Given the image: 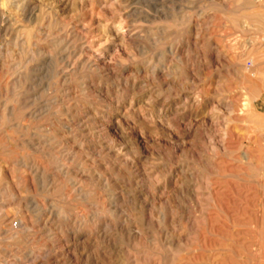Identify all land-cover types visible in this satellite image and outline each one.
<instances>
[{
  "label": "rangeland",
  "instance_id": "374dc122",
  "mask_svg": "<svg viewBox=\"0 0 264 264\" xmlns=\"http://www.w3.org/2000/svg\"><path fill=\"white\" fill-rule=\"evenodd\" d=\"M105 1L0 0V263L264 264V0Z\"/></svg>",
  "mask_w": 264,
  "mask_h": 264
},
{
  "label": "bare ground",
  "instance_id": "6f19581e",
  "mask_svg": "<svg viewBox=\"0 0 264 264\" xmlns=\"http://www.w3.org/2000/svg\"><path fill=\"white\" fill-rule=\"evenodd\" d=\"M90 1H91V0H90ZM106 1H107V0H106ZM106 1H105V2H106ZM131 1H132V0H131ZM151 1H152V0H151ZM123 2H124V1H123ZM125 2H127V0H126ZM244 2L246 3V1H244ZM86 3H88V1H87ZM245 3H244V4H245ZM106 4H107V3H106ZM122 4H123V3H122ZM109 6H110V5H109ZM120 6H121V5H120ZM246 6H247V5H246ZM87 7H88V6H87ZM247 7H248V6H247ZM250 8H251V7H250ZM250 8H249V9H250ZM102 9H103V8H102ZM34 12H35V10H34ZM134 12H135V11H134ZM134 12H133V13H134ZM30 14H31V13H30ZM32 15H33V14H32ZM103 15H104V14H103ZM97 20H98V19H97ZM125 20H126V19H125ZM124 23H125V22H124ZM122 28H123V27H122ZM125 28H126V26H125ZM125 28H124V29H125ZM118 29H119V28H118ZM67 30H68V29H67ZM146 31H147V30H146ZM127 32H128V30H127ZM134 32H135V31H134ZM76 33H77V32H76ZM124 33H125V32H124ZM129 33H130V32H129ZM137 33H138V32H137ZM70 34H71V33H70ZM70 34H69L68 37H70ZM125 34H126V33H125ZM132 34H133V33H132ZM127 35H128V34H127ZM75 36L78 37L77 35H75ZM133 36L135 37L136 35H133ZM137 36H138V35H137ZM140 36H142V35H140ZM195 36H196V35H195ZM68 37H67V38H68ZM73 37H74V36H73ZM121 37H122V36H121ZM26 38H27V37H26ZM58 38H59V37H58ZM67 38H66V40L63 39L64 41L61 39L63 42H62V43L59 42V46H58V47H61V45H62V44L64 45V43L67 44V43L69 42ZM70 38H71V37H70ZM70 38H69V39H70ZM126 38H127V37H126ZM131 38H132V37H131ZM162 38H163V37H162ZM71 39H72V38H71ZM71 39H70V40H71ZM77 39H78V38H77ZM83 39H84V38H83ZM139 39H140V38H139ZM57 40H60V39H57ZM61 40H60V41H61ZM78 40H79V39H78ZM86 40H87V39H86ZM91 40H92V39H91ZM91 40H90V41H91ZM131 40H135V39H131ZM136 40H137V39H136ZM136 40H135V41H136ZM76 41H77V40H76ZM87 41H88V40H87ZM70 42H71V41H70ZM70 42H69V43H70ZM73 42H75V41H73ZM83 42H84V41H83ZM129 42H130V41H129ZM86 43H87V42H86ZM133 43H134V42H133ZM139 43H140L141 45H143V44L141 43V40H140ZM60 44H61V45H60ZM71 44H72V43H71ZM81 44H82V42H81ZM134 44H135V43H134ZM134 44H133V45H134ZM69 45H70V44H69ZM82 45H83V44H82ZM85 45H86V44H85ZM89 45H90V44H89ZM138 45H139V44H138ZM74 46H75V45H74ZM77 46H78V45H77ZM93 46H94V45H93ZM134 46H135V45H134ZM139 46H140V45H139ZM54 47H55V46H54ZM80 47H81V46H80ZM87 47H88V46H87ZM63 48H64V47H63ZM84 48H85V47H84ZM138 48H139V47H138ZM67 49H68V48H67ZM71 49H72V47H71ZM74 49H75V48H74ZM79 49H80V48H79ZM81 49H83V48L81 47ZM95 49H96V48H95ZM134 49H136V48H134ZM56 50H59V49L57 48ZM56 50H55V51H56ZM62 50H63V49H62ZM85 50L89 51V50H91V49L88 50V48H87V49H85ZM204 50H205V49H204ZM87 51L85 52V54L89 55V54L87 53ZM92 51H93V50H92ZM29 52H30V51H29ZM29 52H28V53H29ZM42 52H44V51H42ZM63 52H64V51H63ZM66 52H68V51H66ZM83 52H84V51H83ZM94 52H96V50H94ZM99 52H100V51H99ZM54 53H55V52H53V53H51V54H54ZM68 53H70V51H69ZM72 53H73V52H72ZM76 53H77V52H76ZM90 53H91V52H90ZM92 53H93V52H92ZM92 53H91V54H92ZM59 54L61 55V53H59ZM70 54H71V53H70ZM79 54H80V52H79ZM82 54H83V53H82ZM96 54H98V53H96ZM68 55H69V54H68ZM68 55H67V56H68ZM63 56H64V55H63ZM98 56H99V55H98ZM98 56H97V57H98ZM54 57H57V56H54ZM58 57H59V56H58ZM58 57H57V58H58ZM68 57H69V56H68ZM49 58H50V56H49ZM66 58H67V57H66ZM51 59H52V58H51ZM55 59H56V58H55ZM59 59H60V58H59ZM68 59H69V58H68ZM99 59H100V58H99ZM99 59H98V60H99ZM218 59H219V58H218ZM53 60H54V58H53ZM57 60H58V59H57ZM87 60H88V59H87ZM100 60H101V59H100ZM195 60H196V59H195ZM93 61H94V60H93ZM235 62H236V61H235ZM81 63H82V62H81ZM83 63H84V62H83ZM83 63H82V64H83ZM95 63H96V61H95ZM101 63H102V62H101ZM82 64H81V65H82ZM97 64H98V63H97ZM140 64H141V63H140ZM100 65H101V64H100ZM102 65H103V64H102ZM251 65H252V64H251ZM89 66H90V64H89ZM94 66H95V65H94ZM195 66H196V65H195ZM97 69H98V68H97ZM99 71H100V69H99ZM47 72H48V71H47ZM112 72H113V71H112ZM135 72H136V71H135ZM188 72H189V71H188ZM198 72H199V71H198ZM104 73H105V72H104ZM104 73H103V74H104ZM178 73H179V72H178ZM28 74H29V72H28ZM68 74H69V73H68ZM146 74H147V73H146ZM116 75H117V74H116ZM116 75H115V76H116ZM157 75H158V74H157ZM109 76H110V75H109ZM161 76H162V75H161ZM169 76H170V75H169ZM32 77H33V76H32ZM52 77H53V76H52ZM82 77H83V76H82ZM195 77H196V76H195ZM63 78H64V77H63ZM84 78H85V77H84ZM112 78H113V77H112ZM34 79H35V78H34ZM78 79H80V78H78ZM263 79H264V78H263ZM63 80H64V79H63ZM80 80H81V79H80ZM83 80H84V79H83ZM83 80H81V81H82V82H81V86H82ZM113 80H114V79H113ZM113 80H112V81H113ZM191 80H192V79H191ZM126 81H127V80H126ZM85 82H86V78H85ZM100 83H101V81H100ZM87 85H88V84H87ZM202 89H203V88H202ZM105 90H106V89H105ZM100 91H101V89H100ZM104 94H105V93H104ZM33 98H34V97H33ZM61 99H62V97H61ZM107 106H108V104H107ZM65 110H66V109H65ZM39 111H40V110H39ZM74 112H75V111H74ZM78 113H79V112H78ZM78 113H77V114H78ZM80 116H81V115H80ZM101 118H102V117H101ZM66 121H67V120H66ZM89 123H90V122H89ZM71 128H72V127H71ZM106 128H107V127H106ZM89 131H90V130H89ZM91 131H92V130H91ZM222 132H223V131H222ZM99 134H100V133H99ZM74 135H75V134H74ZM43 137H44V136H43ZM86 137H87V136H86ZM229 137H230V136H228V138H229ZM231 137H233V136H231ZM228 138H227V139H228ZM221 140H222V139H221ZM230 140H231V139H230ZM30 141H31V140H30ZM36 141H37V140H36ZM211 141H212V140H211ZM224 141H225V140H224ZM228 141H229V140H228ZM37 142H38V141H37ZM231 142H232V141H231ZM231 142H230V143H231ZM235 142H236V141H235ZM30 143H31V142H30ZM73 143H74V142H73ZM81 143H82V142H81ZM218 143H219V142H218ZM57 144H58V143H57ZM226 144H227V142H226ZM35 146H36V145H35ZM39 146H40V145H39ZM78 146H79V145H78ZM211 146H212V145H211ZM229 146H230V145H229ZM103 147H104V146H103ZM213 147H214V146H213ZM33 148H35V147L33 146ZM94 149H95V148H94ZM250 150H251V149H250ZM250 150H249V151H250ZM252 151H253V150H252ZM99 153H100V152H99ZM244 153H246V152H244ZM13 154H14V153H13ZM201 154H202V153H201ZM246 154H249V153L247 152ZM219 155H220V154H219ZM243 155H244V154H243ZM71 157H72V156H71ZM238 157H239V156H238ZM246 157H247V156H246ZM246 157H245V158H246ZM201 158H202V157H201ZM248 158H249V157H248ZM248 158H246V159H248ZM250 158H251V157H250ZM11 159H13V158H11ZM107 159H108V158H107ZM255 160H257V159H255ZM16 161H17V160H16ZM16 161H15V162H16ZM35 161H36V160H35ZM221 161H222V160H221ZM255 162H256V161H255ZM257 162H258V161H257ZM25 163H26V162H25ZM25 163H24V164H25ZM263 163H264V162H263ZM39 164H40V163H39ZM218 164H219V162H218ZM21 165H22V164H21ZM40 165H41V164H40ZM92 165H94V164H92ZM27 166H28V165H27ZM27 166H26V167H27ZM30 166H31L32 168H35L34 170H37V171L40 170L39 165L36 164V163L34 164V163L32 162V164H30L28 167H30ZM257 166H258V165H257ZM257 166H256V167H257ZM23 167H24V165H23ZM235 167H236V166H235ZM261 167H263V166H261ZM247 168H248V167H247ZM41 169H42V168H41ZM257 169L259 170V167H258ZM29 170H30V169H29ZM43 170H44V169H43ZM261 170H262V169H261ZM263 170H264V169H263ZM27 171H28V169H27ZM40 171H41V170H40ZM229 171H230V170H229ZM33 172H35V171H33ZM94 172H95V171H94ZM41 173H42V172H41ZM95 173H96V172H95ZM39 175H40V173H39ZM236 175H237V174H236ZM36 176L38 177V175H36ZM103 176H104V175H103ZM41 177H42V176H41ZM115 177H116V176H115ZM261 177H262V176H261ZM26 178H27V177H26ZM47 178H48V177H47ZM99 178H100V177H99ZM206 178H207V177H206ZM240 178H243V177H240ZM78 179H79V178H78ZM261 179H262V178H261ZM261 179H260V180H261ZM26 180H27V179H26ZM41 180H42V178H41ZM82 180H83V179H82ZM245 180H246V179H245ZM260 180H258V181H260ZM263 180H264V176H263ZM103 181H104V180H103ZM101 182H102V181H101ZM101 182H100V183H101ZM105 182H106V180H105ZM43 183H45V182H43ZM102 183H104V182H102ZM106 183H107V182H106ZM106 183H105V184H106ZM221 183H223V182H221ZM262 183H263V182H262ZM22 184H23V183H22ZM25 184H26V183H25ZM30 184H31V183H30ZM74 184H75V183H74ZM79 184H80V183H79ZM215 184H216V183H215ZM62 185H63V184H62ZM233 185H234V184H233ZM245 185H246V184H245ZM259 185H260V184L258 183V186H259ZM23 186H24V185H23ZM23 186H22V187H23ZM103 186H104V185H103ZM108 186H109V185H108ZM208 186H209V185H208ZM214 186H215V185H214ZM214 186H213V187H214ZM235 186H236V185H235ZM135 187H136V186H135ZM232 187H233V186H232ZM245 187H246V186H245ZM262 187H263V186H262ZM105 188H106V187H105ZM196 188H197V187H196ZM241 188H243V187H241ZM247 188H248V187H247ZM263 188H264V187H263ZM24 189H25V188H24ZM48 189H49V188H48ZM235 189H236V188H235ZM235 189H234V190H235ZM245 189H246V188H245ZM245 189H244V190H245ZM104 190H106V189H104ZM211 190H212V189H211ZM225 190H226V189H225ZM234 190H233V191H234ZM239 190H240V189H239ZM242 190H243V189H242ZM252 190H253V189H252ZM3 191H4V190H3ZM79 191H80V190H79ZM115 191H116V190H115ZM245 191H246V190H245ZM247 191H248V189H247ZM122 192H123V191H122ZM220 192H221V191H220ZM258 192H259V191H258ZM261 192H262V191H261ZM108 193H109V192H108ZM212 193H213V192H212ZM216 193H217V192H216ZM218 193H219V192H218ZM221 193H222V192H221ZM249 193H250V191H249ZM249 193H248V194H249ZM64 194H65V193H64ZM67 194H68V193H67ZM141 194H142V193H141ZM190 194H191V193H190ZM225 194H226V193H225ZM15 195H16V194H15ZM91 195H92V194H91ZM213 195H214V194H213ZM216 195H217V194H216ZM221 195H223V194H221ZM235 195H236V194H235ZM252 195H253V194H252ZM210 197H211V196H210ZM243 197H244V196H243ZM247 197H248V196H247ZM250 197H251V196H250ZM14 198H15V197H14ZM33 198H34V197H33ZM213 198H214V197H213ZM223 198H224V197H223ZM12 199H13V198H12ZM218 199H219V198H218ZM221 199H222V198L219 199V201H220V203H219L220 206H222V205L224 204V203H222L223 201H221ZM243 199H244V198H243ZM245 199H246V198H245ZM33 200H34V199H33ZM33 200H32V201H33ZM53 200H54V199H53ZM210 200H211V199H210ZM237 200H238V199H237ZM248 200H249V199H248ZM248 200H247V201H248ZM11 201H12V200H11ZM11 201H10V203H11ZM13 201H14V200H13ZM16 201H18V199H17ZM16 201H15V202H16ZM19 201L21 202V201H23V199H21V200H19ZM27 201H28V200H27ZM30 201H31V200H30ZM47 201H48V199H47ZM55 201H56V200H55ZM212 201H213V200H212ZM33 202H34V201H33ZM226 202H227V201H226ZM21 203H22V202H21ZM30 203H31V202H30ZM215 203H216V202H215ZM237 203H238V202H237ZM14 204H16V203H14ZM31 204H32V203H31ZM33 204H34V203H33ZM35 204H36V203H35ZM212 204H213V203H212ZM221 204H222V205H221ZM234 204H235V203H234ZM19 205H20V204H19ZM19 205H18V206H19ZM23 205H25V203H23ZM114 205H115V204H114ZM117 205H118V204H117ZM205 205H206V204H205ZM226 205H227V203H226ZM243 205H244V204H243ZM115 206H116V205H115ZM223 206H224V205H223ZM241 206H242V205H241ZM58 207H60V206H58ZM116 207H117V206H116ZM243 207H244V206H243ZM61 208H62V207H61ZM229 208H230V207H229ZM55 209H56V208H55ZM62 209H63V208H62ZM169 210H170V209H169ZM212 210H213V209H212ZM224 210H225V209H224ZM47 211H48V210H47ZM57 211H58V210H57ZM209 211H210V210H209ZM221 211H222V210H221ZM227 211L230 212V210H227ZM58 212H59V211H58ZM229 212H228V213H229ZM236 212H237V211H236ZM25 213H26V212H25ZM55 213H56V212H54V214H55ZM57 214H58V213H57ZM230 214H231V213H230ZM230 214H229V215H230ZM2 215H3V214H2ZM4 215H5V214H4ZM229 215H228V216H229ZM245 215H246V214H245ZM127 216H128V215H127ZM209 216H210V215H209ZM74 217H75V216H74ZM212 217H213V216H212ZM71 218H72V217H71ZM148 218H149V217H148ZM214 218H215V217H214ZM232 218H233V217H232ZM10 220H11V219H10ZM69 220H70V219H69ZM74 220H75V218H74ZM107 220H109V219H107ZM198 220H199V219H198ZM150 221H151V220H150ZM216 221H217V220H216ZM4 222H5V221H4ZM69 222H70V221H69ZM73 222H74V221H73ZM119 222H120V221H119ZM211 222H212V221H211ZM211 222L209 221V223H211ZM21 223H22V222H21ZM71 223H72V222H71ZM71 223H70V224H71ZM106 223H107V222H106ZM221 223H222V222H221ZM1 224H2V223L0 222V230H1ZM11 224H12V223H11ZM22 224H23V223H22ZM120 224H121V223H120ZM122 224H124V223H122ZM126 224H127V223L125 222V225H126ZM204 224H205V223H204ZM231 224H233V223H231ZM209 225H210V224H209ZM8 226H9V225H8ZM46 226H48V225H46ZM73 226H74V224H73ZM101 226H102V225H101ZM105 226H107V225L105 224ZM118 226H119V225H118ZM6 227H7V226H6ZM21 227H22V225H21ZM119 227L121 228V226H119ZM210 227H211V226H210ZM11 228H12V227H11ZM34 228H35V227H34ZM47 228H48V227H46V229H47ZM66 228H67V227H66ZM13 229H14V228H13ZM17 229H18V228H17ZM77 229H78V228H77ZM121 229H122V228H121ZM215 229H216V228H215ZM35 230H36V229H35ZM128 230H129V228H128ZM220 230H221V229H220ZM2 232H4L5 235H6V233H7V234H8V233L10 234V233H11V229H7V230H4V231H3V229H2ZM16 232H17V231H16ZM16 232H14V233H16ZM43 232H44V231H43ZM210 232H211V230H210ZM0 233H1V232H0ZM71 233H72V232H71ZM80 233H83V232H80ZM216 233H217V232H216ZM216 233H215V234H216ZM238 233H239V232H238ZM12 234H13V232H12ZM16 234H17V233H16ZM42 234H45V233H42ZM89 234H90V233H89ZM107 234H108V233H107ZM212 234H213V233H212ZM215 234H214V235H215ZM218 234H219V233H218ZM241 234H242V233H241ZM27 235H28V234H27ZM1 236H2V235H1ZM6 236H7V235H6ZM11 236H12V235H11ZM14 236H15V235H13V237H14ZM87 236H88V235H87ZM87 236H86V237H87ZM120 236H121V235H120ZM223 236H224V235H223ZM71 237H73V236H71ZM6 238H8V237H6ZM73 238H74V237H73ZM1 239H3V238H1ZM115 239H116V238H115ZM204 239H205V238H204ZM3 240H4V239H3ZM5 240H6V239H5ZM17 240H18V239H17ZM207 240H208V239H207ZM6 241H7V240H6ZM15 241H16V239H15ZM45 241H46V240H44V242H45ZM69 241H70V240H69ZM77 241H78V240H77ZM51 242H52V241H51ZM51 242H50V244H51ZM73 242H74V241H73ZM177 242H178V241H177ZM205 242H206V241H204L203 244H205ZM207 242H208V241H207ZM213 242H214V241H213ZM48 243H49V242H48ZM74 243H75V242H74ZM74 243H73V244H74ZM115 243H116V241H115ZM209 243H210V242H209ZM10 244H11V243H10ZM15 244H16V243H14L13 245H15ZM42 244H43V243H42ZM52 244H53V243H52ZM52 244H51V245H52ZM76 244H77V243H76ZM103 244H104V243H103ZM203 244H202V245H203ZM207 244H208V243H207ZM217 244H219V243H217ZM51 245H50V246H51ZM53 246H54V244H53ZM90 246H91V245H90ZM41 247H42V246H41ZM93 247H94V246H93ZM105 247H106V246H105ZM203 247H204V246H203ZM209 247H210V245H209ZM217 247H218V246H217ZM96 248H97V247H96ZM113 249H114V248H113ZM33 251H34V249H33ZM52 251H53V250H52ZM55 251H56V249H55ZM4 252H5V251H4ZM31 252H32V251H31ZM31 252H30V253H31ZM48 252H49V251H48ZM236 252H237V251H236ZM53 253H54V252H53ZM43 256H44V255H43ZM50 256H51V255H50ZM33 257H34V256H33ZM44 257H45V256H44ZM72 257H73V256H72ZM218 257H219V256H218ZM5 258H6V257H5ZM56 258H57V257H56ZM58 258H59V257H58ZM60 258H61V257H60ZM60 258H59V259H60ZM215 258H216V257H215ZM43 259H44V258H43ZM43 259H41V257L38 255V256H36V257L34 258V261H33V262L31 261V262H32V264H43V263H42V260H43ZM52 259H53V258L50 257V258H49V261L52 260ZM189 259H190V258H188V260H189ZM191 260H192V259H191ZM44 261H45V260H44ZM31 262H30V263H31ZM63 262H64V261H63ZM50 263H51V262H50ZM57 263H58V262H57ZM61 263H62V262H61ZM233 263H234V262H233ZM0 264H1V263H0ZM180 264H181V263H180ZM245 264H246V263H245Z\"/></svg>",
  "mask_w": 264,
  "mask_h": 264
}]
</instances>
